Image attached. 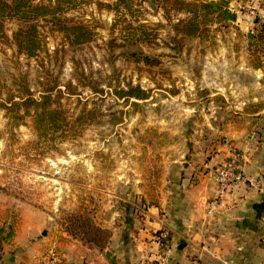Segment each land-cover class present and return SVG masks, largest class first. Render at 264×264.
Returning <instances> with one entry per match:
<instances>
[{
	"label": "rangeland",
	"instance_id": "1",
	"mask_svg": "<svg viewBox=\"0 0 264 264\" xmlns=\"http://www.w3.org/2000/svg\"><path fill=\"white\" fill-rule=\"evenodd\" d=\"M97 1L114 4L117 0ZM162 3L133 0L130 13L97 5L66 13L70 24L83 23L95 30V40L79 47L70 46L42 21L46 50L34 59L19 54L13 44V34L23 24L5 21L9 42L0 40V224L11 221L9 225L16 227L25 212H41L50 220L49 232L87 243L83 233L94 227L111 232L105 229L109 223L116 228L131 221L143 224L145 211L161 196L167 167L174 160H190L199 151L198 129L211 110L203 106L205 100L196 101L210 93L208 84L219 79L214 74L215 68L222 67L221 52L228 58L229 53H238V60L246 54L251 66L258 52L263 75L256 89L264 101V19L260 17L264 0H233L239 22L224 27L214 21L207 39L176 37L175 24L189 15L169 14ZM252 9L255 18L248 15ZM127 22L145 26L148 38L129 35ZM249 36L260 39L257 47ZM110 42L116 46L113 50ZM146 56L157 58L159 65L134 61ZM86 78L103 92L77 85L79 80L88 84ZM54 82L63 91L69 82L78 86V95L61 101L71 121L81 113H95L93 123L76 137L40 139L33 111L15 115L4 108L9 99L20 102L24 84L37 98ZM129 86L140 87L149 98L115 96L116 89ZM53 245L62 253L56 239L47 248Z\"/></svg>",
	"mask_w": 264,
	"mask_h": 264
},
{
	"label": "crops",
	"instance_id": "2",
	"mask_svg": "<svg viewBox=\"0 0 264 264\" xmlns=\"http://www.w3.org/2000/svg\"><path fill=\"white\" fill-rule=\"evenodd\" d=\"M229 55L220 53L222 67L215 68L214 74L219 81L208 84L210 93L196 101L205 100L203 106L211 110L204 115L203 128L198 129L201 135L195 141L199 151L192 159L174 160L167 167L161 196L145 211L140 219L143 224L137 226L131 221L127 227L116 228L109 223L105 229L111 231L110 237L100 249L83 240L65 238L62 233L56 236L49 232L50 220L44 213L25 212L16 227L9 225L11 221L6 226L4 220L0 224V264H39L53 239L67 264H137L154 249L153 234L163 228L169 229L173 237L169 264H262L264 101L256 88L260 89L263 67L251 66L246 54H241L239 60L238 53ZM245 90L248 93H243ZM233 146L245 156L247 181L211 214L209 201L216 194L215 168Z\"/></svg>",
	"mask_w": 264,
	"mask_h": 264
},
{
	"label": "trees",
	"instance_id": "3",
	"mask_svg": "<svg viewBox=\"0 0 264 264\" xmlns=\"http://www.w3.org/2000/svg\"><path fill=\"white\" fill-rule=\"evenodd\" d=\"M233 0H162V7L170 14V12H185L189 15L184 20H178L174 26L176 37L181 38H200L207 39L209 26L215 21V24L228 27L237 21V15L234 13L230 4ZM89 5H97L99 9L129 12L133 11V0H117L114 4H105L97 0H50L48 3H36L35 0H0V40L5 43L9 42V37L5 32V21L17 20L23 24L13 34V44L16 46L19 54L25 55L27 58H38L40 54L45 52V38L40 30L39 23L44 21L55 28V31L62 34L67 43L72 47H79L92 43L96 38L95 30L83 23L70 24L65 17L66 13L78 10ZM134 22H127V33L129 35H139V37L148 38L146 27L142 25L135 26ZM116 26V25H115ZM132 32L133 34H130ZM264 33V29H263ZM255 41L257 47L260 39L255 36H249ZM141 39V38H139ZM177 40L176 38L174 39ZM111 50L114 42H110ZM253 43V45H254ZM257 50V49H256ZM254 53L256 64L253 65L256 69L262 68L261 57ZM135 59V58H134ZM136 63H143L149 67L159 65L157 58H137ZM78 81V86L91 87L95 92H103L97 86H92ZM78 86L69 82L64 86L65 90L60 89L58 82L52 85H47L39 97H35L30 88L24 84L20 102L14 99H9L4 108L15 115H18L21 110H24L25 115H30L34 112L33 126L40 139L54 138L63 136L65 139L71 136H78L79 133L95 120L94 111L81 113L74 120H70L68 113L63 109L61 101L65 96L78 95ZM115 96L119 99H137L146 100L149 98V93L140 87L129 86L128 90L114 91ZM24 116H20L21 122ZM20 122V123H21ZM16 122L15 125H20ZM89 240V243L103 249L108 242L110 233L107 230L94 227L89 232L83 233Z\"/></svg>",
	"mask_w": 264,
	"mask_h": 264
},
{
	"label": "built area",
	"instance_id": "4",
	"mask_svg": "<svg viewBox=\"0 0 264 264\" xmlns=\"http://www.w3.org/2000/svg\"><path fill=\"white\" fill-rule=\"evenodd\" d=\"M248 15L257 17L254 9ZM260 17L264 19V14ZM244 157L241 150L230 147L227 158L215 168L216 194L209 201V213L215 214L217 209L224 205L226 196L247 181L243 171ZM152 242L154 249L147 256L141 258L138 264H169L173 243L171 231L166 228L158 230L153 234ZM39 264H67V262L65 256L53 245L42 255ZM262 264H264V259Z\"/></svg>",
	"mask_w": 264,
	"mask_h": 264
},
{
	"label": "water",
	"instance_id": "5",
	"mask_svg": "<svg viewBox=\"0 0 264 264\" xmlns=\"http://www.w3.org/2000/svg\"><path fill=\"white\" fill-rule=\"evenodd\" d=\"M263 208H264V206H263Z\"/></svg>",
	"mask_w": 264,
	"mask_h": 264
}]
</instances>
